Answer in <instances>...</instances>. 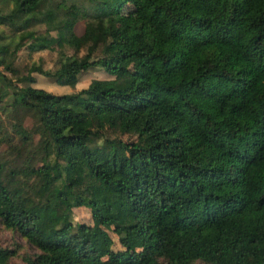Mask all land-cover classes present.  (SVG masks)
<instances>
[{
	"label": "trees",
	"instance_id": "16d2710c",
	"mask_svg": "<svg viewBox=\"0 0 264 264\" xmlns=\"http://www.w3.org/2000/svg\"><path fill=\"white\" fill-rule=\"evenodd\" d=\"M0 28V103L41 120L39 165L0 162V233L38 251L25 264H264V0H0ZM53 33L57 70L22 74L18 54L55 52ZM94 68L110 80L33 87L75 88ZM17 252L0 245V264Z\"/></svg>",
	"mask_w": 264,
	"mask_h": 264
},
{
	"label": "rangeland",
	"instance_id": "374dc122",
	"mask_svg": "<svg viewBox=\"0 0 264 264\" xmlns=\"http://www.w3.org/2000/svg\"><path fill=\"white\" fill-rule=\"evenodd\" d=\"M1 31L2 29L0 28V32ZM75 32L76 37L74 40L75 42H80L79 39L82 38L84 34V25L80 23L76 27ZM52 37L54 39L55 52L42 51L31 55L26 49H24L18 54L15 65L20 69L22 74H24L27 68L34 65L41 66L45 71L54 72L57 70L60 56L57 52L59 50V46L57 44V34L53 33ZM8 42L13 49L15 45L19 43V39L12 38V36L9 35ZM66 53L69 56L78 55L79 57H82L87 53V51L84 50L77 54L75 50L67 49ZM9 76L11 77V75ZM33 76L36 79L33 87L45 90L58 96L76 94L84 89H87L91 83L96 80H110V77L104 73L101 68L91 69L88 73L81 75L80 81L75 88L59 86L53 80L40 74H34ZM5 91V84H2L0 81V97L5 93ZM40 122V116L37 111L31 110L12 112L10 104L0 103V162L8 163L12 169L20 172L21 174L22 171L29 165L32 167L38 166V162L31 161L30 157L33 156V153L36 151L40 141V136L36 133V129L39 127ZM15 124L20 125L30 133V139L26 145L22 144L20 137L15 133L13 128ZM83 125L85 128H92L91 121L89 120L85 121ZM106 135L110 140H122L126 142H134L137 140L136 135L120 136L111 132H107ZM95 145L103 146L104 140H99L95 143ZM21 181H23L27 186L31 196H35L36 180L28 181L26 178L21 176ZM87 184L92 186L90 182H84L81 189H89ZM72 220L73 223L77 225H94L91 213L88 209H75ZM110 235L115 241V250H120L121 248L118 238L112 233V231L110 232ZM92 242L98 252H102L104 250L103 242L99 237H93ZM0 245L5 249L18 251L17 253L19 254V257L14 259L12 264H25L24 258L26 255L34 256L38 254V251L33 246L29 245L20 235L4 229L0 233Z\"/></svg>",
	"mask_w": 264,
	"mask_h": 264
}]
</instances>
